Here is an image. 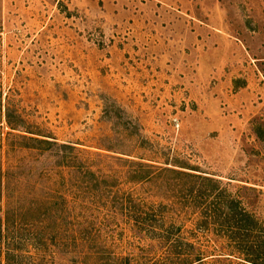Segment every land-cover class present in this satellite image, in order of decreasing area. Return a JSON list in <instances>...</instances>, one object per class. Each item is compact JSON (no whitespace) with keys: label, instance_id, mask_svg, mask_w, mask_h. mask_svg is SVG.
I'll use <instances>...</instances> for the list:
<instances>
[{"label":"rangeland","instance_id":"rangeland-1","mask_svg":"<svg viewBox=\"0 0 264 264\" xmlns=\"http://www.w3.org/2000/svg\"><path fill=\"white\" fill-rule=\"evenodd\" d=\"M0 180V264H256L264 0H0Z\"/></svg>","mask_w":264,"mask_h":264},{"label":"trees","instance_id":"trees-1","mask_svg":"<svg viewBox=\"0 0 264 264\" xmlns=\"http://www.w3.org/2000/svg\"><path fill=\"white\" fill-rule=\"evenodd\" d=\"M10 128H12V127H10ZM172 170L176 171L177 175H179V177H181V179L180 178L178 179V181L181 180V182L177 183L178 186H181L182 182L184 181V183H185V185H184L185 187L184 188H185L186 192H188L187 194L194 195L193 193H195V195L201 196L202 194H206L207 193V189L206 188L203 189V188L198 187V185H200V183L203 184V182H205L207 180H210V178L207 177L206 175H201L199 173L188 172V171L175 170V169H172ZM192 179H197V182L194 181L196 183V186H197L195 189H193V187L192 188H188V186H187V184L189 182H191ZM0 186H1V180H0ZM2 225H4V222H2L1 218H0V227ZM258 236L261 238V235H258ZM258 242L259 241H257V246H258ZM262 242H264L263 239H262ZM244 256L245 257H241V258L245 259L246 261H249L251 263H256V264H264V250L263 249L259 250V252L254 253L251 256H249V255H244ZM200 260L201 259L199 257H196L193 260L184 261V262H182V264H196V262H198ZM193 261H195V262H193Z\"/></svg>","mask_w":264,"mask_h":264}]
</instances>
